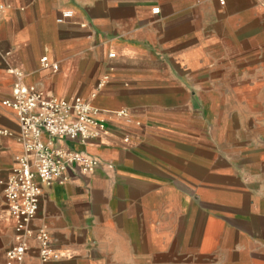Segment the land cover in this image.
<instances>
[{"label": "crops", "instance_id": "0c3cea01", "mask_svg": "<svg viewBox=\"0 0 264 264\" xmlns=\"http://www.w3.org/2000/svg\"><path fill=\"white\" fill-rule=\"evenodd\" d=\"M0 4V264L14 236L3 183L22 151L2 105L15 82L105 120L84 144L53 139L101 162L41 185L31 228L58 257L43 262L30 238L21 264H264V0Z\"/></svg>", "mask_w": 264, "mask_h": 264}, {"label": "built area", "instance_id": "2783aa9c", "mask_svg": "<svg viewBox=\"0 0 264 264\" xmlns=\"http://www.w3.org/2000/svg\"><path fill=\"white\" fill-rule=\"evenodd\" d=\"M223 5L225 0H217ZM2 5L0 4V9ZM159 12L158 7L151 9ZM71 16V11L62 12L59 22ZM113 54H109L112 56ZM43 68L57 70L58 64L46 56L40 58ZM2 105L14 110L19 123L21 153L3 183V196L7 209L14 221L12 245L5 251L6 264H21L28 249V241L34 238L39 244V256L43 262L56 259L51 251L45 230L31 228L41 195V185L50 186L64 180L63 174L69 167L82 173H92L101 160L84 151L63 146H52L53 139H67L81 144L97 138L105 128V120L81 97L58 98L34 85L15 82L11 96ZM126 115L125 110L116 112ZM46 135L47 140L42 136ZM109 168L113 166L108 163Z\"/></svg>", "mask_w": 264, "mask_h": 264}]
</instances>
